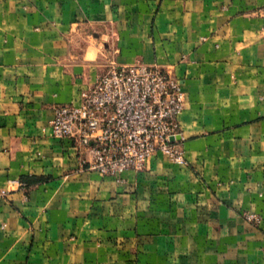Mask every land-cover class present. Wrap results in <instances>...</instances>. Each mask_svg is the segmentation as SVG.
<instances>
[{"label": "crops", "instance_id": "0c3cea01", "mask_svg": "<svg viewBox=\"0 0 264 264\" xmlns=\"http://www.w3.org/2000/svg\"><path fill=\"white\" fill-rule=\"evenodd\" d=\"M263 26L264 0H0V264H264ZM112 61L184 85L188 165L118 181L52 135Z\"/></svg>", "mask_w": 264, "mask_h": 264}, {"label": "built area", "instance_id": "2783aa9c", "mask_svg": "<svg viewBox=\"0 0 264 264\" xmlns=\"http://www.w3.org/2000/svg\"><path fill=\"white\" fill-rule=\"evenodd\" d=\"M185 103L184 85L169 69L112 61L95 84L81 92L79 103L55 106L51 131L56 138L71 139L80 154L87 155L84 167L121 181L125 171L142 170L156 153L188 165L180 123ZM9 182L25 186L21 180ZM8 194L0 188V198ZM244 218L254 226L263 221L261 214L250 211Z\"/></svg>", "mask_w": 264, "mask_h": 264}, {"label": "trees", "instance_id": "16d2710c", "mask_svg": "<svg viewBox=\"0 0 264 264\" xmlns=\"http://www.w3.org/2000/svg\"><path fill=\"white\" fill-rule=\"evenodd\" d=\"M21 181L26 185L27 188H29L33 184H36L38 182H41L42 181V178L35 177V176H29V177H23V178H21Z\"/></svg>", "mask_w": 264, "mask_h": 264}, {"label": "water", "instance_id": "95a60500", "mask_svg": "<svg viewBox=\"0 0 264 264\" xmlns=\"http://www.w3.org/2000/svg\"><path fill=\"white\" fill-rule=\"evenodd\" d=\"M173 139V138H172ZM177 139H180V136H177Z\"/></svg>", "mask_w": 264, "mask_h": 264}]
</instances>
